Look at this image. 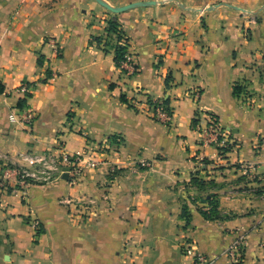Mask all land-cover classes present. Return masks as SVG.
I'll use <instances>...</instances> for the list:
<instances>
[{"label":"crops","instance_id":"1","mask_svg":"<svg viewBox=\"0 0 264 264\" xmlns=\"http://www.w3.org/2000/svg\"><path fill=\"white\" fill-rule=\"evenodd\" d=\"M107 1L155 2L115 13L98 0H0V172L58 147L104 160L75 185L0 188V264H196L187 243L236 264V242L237 264H264V0ZM115 15L136 73L93 40ZM166 98L163 122L147 104ZM27 110L30 127L10 119ZM211 114L231 149L205 134ZM211 193L229 217L203 214Z\"/></svg>","mask_w":264,"mask_h":264},{"label":"built area","instance_id":"2","mask_svg":"<svg viewBox=\"0 0 264 264\" xmlns=\"http://www.w3.org/2000/svg\"><path fill=\"white\" fill-rule=\"evenodd\" d=\"M126 36H123L120 41L123 44L128 43ZM136 58L133 53L128 51L126 58L121 64V68L126 74H133L136 71ZM29 84H22L18 87L19 92L29 95ZM196 92L194 96H199ZM148 111L159 120L168 122L170 120V111L166 108L163 100L158 105L147 104ZM35 118L32 110L21 112L19 114L12 113L10 119L13 121H20L26 126L30 127ZM208 125L204 129L206 135L210 140L218 145L222 151L224 148L231 147L233 144L230 138V132L222 128L218 121L211 116H207ZM83 153H67L61 147L54 151H48L40 155H26L25 157L31 162L29 165H22L16 163H6L2 166L0 172V188L8 191H25L29 187L37 184H46L57 179H61L63 174L67 173L70 179H77L80 174V163L83 160ZM73 179V181L75 180ZM37 226V225H36ZM239 243L236 242L231 248V255L236 264L241 260V253L239 250ZM185 253L193 257L196 264H211V260L201 252L195 250L191 243L184 246Z\"/></svg>","mask_w":264,"mask_h":264},{"label":"trees","instance_id":"3","mask_svg":"<svg viewBox=\"0 0 264 264\" xmlns=\"http://www.w3.org/2000/svg\"><path fill=\"white\" fill-rule=\"evenodd\" d=\"M123 36H126V41L128 43L123 44L120 41L122 40ZM93 40L98 41L99 43H103L105 48L108 50L109 44H112L114 54H115V61L117 65L121 66L122 62L126 58V53L129 51V46H130V39L127 36L126 32L124 31L121 23L118 20V17L115 15L111 17L108 20L107 28H106V41H103V38L101 36H94ZM39 64H43V57L40 56L38 59ZM136 72L139 71V66L138 63L136 62ZM169 78L166 79L167 85H169ZM1 88V87H0ZM2 91V88L0 89ZM242 91V88L239 84H236L234 87V92L236 94H240ZM124 100H126L125 95L122 96ZM160 101H152L150 100V103L158 105ZM163 103L166 105V108L170 111V114L172 115L173 108L170 106V99L166 98L163 100ZM18 106L23 107L25 106V100L20 99L18 102ZM211 116L215 119V121H218V118H216L215 115L211 114ZM197 122V119L194 120V123ZM231 149L230 147L224 148L223 150L227 151ZM192 183L196 184L202 189H208V188H213L217 186V183L214 180H206L204 178H201L199 176H193ZM205 206H208V208H204ZM203 214L207 218H227L229 216H225L221 213V210L219 209V201H218V194L217 193H211L210 196L206 199L205 203H203V207L201 208ZM183 216L186 218L187 222H189L190 215L188 213V207L187 205H184L183 207Z\"/></svg>","mask_w":264,"mask_h":264},{"label":"rangeland","instance_id":"4","mask_svg":"<svg viewBox=\"0 0 264 264\" xmlns=\"http://www.w3.org/2000/svg\"><path fill=\"white\" fill-rule=\"evenodd\" d=\"M214 2V1H213ZM214 4H216V3H211V5H214ZM116 16H118V15H116ZM197 92H199V91H197ZM196 92H194V94H195ZM200 93V92H199ZM200 96V95H199ZM196 97V96H195ZM154 116V115H153ZM155 117V116H154ZM82 158H83V160L81 161V163H80V167H81V171H80V174H78L77 175V179H75V178H73V179H75L74 181H73V179H71V182H73V184L75 185V184H77V183H79V181L81 180V178H82V174H83V172H84V170H85V166L87 165L88 167L89 166H91V167H95V163H96V161H98V162H101V163H104V160H101V159H97V155H93V154H91L90 152H86V153H84V155H82ZM84 164H85V166H84ZM63 178V177H62Z\"/></svg>","mask_w":264,"mask_h":264},{"label":"water","instance_id":"5","mask_svg":"<svg viewBox=\"0 0 264 264\" xmlns=\"http://www.w3.org/2000/svg\"><path fill=\"white\" fill-rule=\"evenodd\" d=\"M98 2H100L101 4H103L104 6H106L107 8H109L112 12L115 13H119V12H123L127 9H130L132 7L138 6V5H146L149 3H153L155 1H138V2H131L129 4L123 5V6H113L112 4H110L107 0H98ZM214 6H209L208 8H213ZM64 178H68L69 175L67 173H65L63 175Z\"/></svg>","mask_w":264,"mask_h":264}]
</instances>
